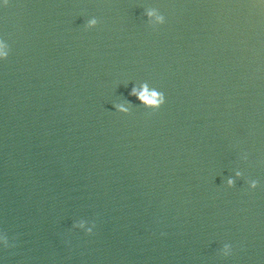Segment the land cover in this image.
<instances>
[{
    "label": "water",
    "instance_id": "95a60500",
    "mask_svg": "<svg viewBox=\"0 0 264 264\" xmlns=\"http://www.w3.org/2000/svg\"><path fill=\"white\" fill-rule=\"evenodd\" d=\"M0 264H264V0H0Z\"/></svg>",
    "mask_w": 264,
    "mask_h": 264
},
{
    "label": "clouds",
    "instance_id": "9594fccd",
    "mask_svg": "<svg viewBox=\"0 0 264 264\" xmlns=\"http://www.w3.org/2000/svg\"><path fill=\"white\" fill-rule=\"evenodd\" d=\"M93 23H95V21H93ZM134 94H135V90H134ZM153 97H158V99H152V100H148V95H147V89L145 90V93L140 94V98L142 100H147L148 103L150 104H156L157 106H160L161 104L166 103V96L163 92H153L152 93Z\"/></svg>",
    "mask_w": 264,
    "mask_h": 264
}]
</instances>
